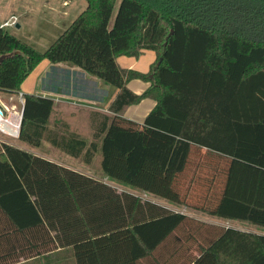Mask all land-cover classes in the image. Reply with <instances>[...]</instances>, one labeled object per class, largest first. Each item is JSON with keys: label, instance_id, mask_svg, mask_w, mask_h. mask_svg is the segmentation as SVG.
Returning a JSON list of instances; mask_svg holds the SVG:
<instances>
[{"label": "trees", "instance_id": "1", "mask_svg": "<svg viewBox=\"0 0 264 264\" xmlns=\"http://www.w3.org/2000/svg\"><path fill=\"white\" fill-rule=\"evenodd\" d=\"M86 1L44 52L0 27V93L20 94L45 59L116 88L91 139L50 126L53 99L23 97L18 140L99 174L0 142V213L71 247L76 264H264V234L141 195L264 228V0ZM145 51L157 54L148 72L119 66ZM134 80L150 86L137 94ZM147 99L143 123L124 117Z\"/></svg>", "mask_w": 264, "mask_h": 264}, {"label": "crops", "instance_id": "2", "mask_svg": "<svg viewBox=\"0 0 264 264\" xmlns=\"http://www.w3.org/2000/svg\"><path fill=\"white\" fill-rule=\"evenodd\" d=\"M68 5L69 4L67 3V1H63L62 6L63 8H66L65 11H63V15H64L63 17H67L70 14V12L67 11ZM17 27L18 28L21 27L20 23H18ZM147 52L150 51H145L144 54H146ZM139 58L136 59L135 57L128 58L126 56H121L118 58L117 61L119 66L123 69L139 71L137 70L138 68L136 67H140V69H142L140 72L146 73L144 68H145V63L147 61H143V62L133 61L135 59L138 60ZM43 64H44V68L42 69V72L39 74L40 79L44 77L45 71L49 67H52V63H47V61H44ZM64 64H68V63H60V64H55L53 66H57L54 67L55 69L57 68L59 69L61 67L68 68L65 70L69 71L70 70L69 66ZM73 68L74 69H71V71H76L78 73L82 72L84 74L83 80H79V81L75 80L74 77L72 76V81L75 83L73 88L67 87L66 85L67 83L64 84L65 82L63 78L64 77L63 75H65L64 72L63 74H60L55 78L52 77V82L55 81L54 82L55 86L50 88L48 91L40 88L37 91V93L34 95L51 98L54 100V110L50 118V126H56L57 124L60 125L62 123H66L70 127V130L79 137L84 139H91L94 128V123L92 121L93 113L96 111L108 113V107L111 104V102L114 100L118 91L116 89L115 90L108 89L105 85H103L105 86V89L109 90V93L108 96L105 94V97H101L100 79L95 76L84 73V71H81V69L78 67L74 66ZM59 81L63 82L65 87L63 86V84L62 86L64 88L57 87L56 83ZM24 83L22 84V89L25 88V91L27 92L31 91L29 90L28 86H23ZM149 86H150L149 83L140 80H134L129 83V87L134 92L139 94L143 93ZM21 94L26 95L21 92L20 94H18L19 99ZM12 106L15 107L16 105L13 104ZM154 106H155V101L151 99L144 100L139 105L131 106L130 108H128L124 117L139 123H143L146 116L150 113V111L154 108ZM140 107L142 108L138 109ZM13 110H17V108L15 107ZM239 112L241 111L239 110ZM239 124L234 125L233 130H235V128L240 126ZM241 128L242 127H239L238 133H235L237 135V139L239 140L241 139V131H240ZM259 128H261V131H259V133L257 131L256 134H260L261 139H264V128L263 127H259ZM256 136L259 137V135ZM19 147L31 151L34 154H37L48 160L76 169L77 171L91 174L84 171V169H77L71 166V164H69L71 161H75V162L78 161L62 153L60 150L51 147L50 145H44L41 148H35V147H30L26 144L23 145L19 141ZM118 187L119 189L126 188L122 185H119ZM134 192L139 194L138 191H134ZM228 221L232 222L234 225L223 226V227H233L244 231H253L264 234V228H259L257 226L249 225L247 223L236 220H228ZM208 223H212V222H208ZM51 235L53 236V234ZM0 264H76V261L73 256V250L71 247L55 248V244L52 241L50 234L47 233H45L42 236L39 233H37L36 230L20 231L19 227L14 225L12 221L3 212H1L0 213Z\"/></svg>", "mask_w": 264, "mask_h": 264}, {"label": "rangeland", "instance_id": "3", "mask_svg": "<svg viewBox=\"0 0 264 264\" xmlns=\"http://www.w3.org/2000/svg\"><path fill=\"white\" fill-rule=\"evenodd\" d=\"M63 1H67L68 8L67 11L70 12L69 16L63 17V11L66 8H63ZM87 1L86 0H0V23L8 20L12 15H16L19 18V23L21 27H7L4 31L14 35L16 38L20 39L22 42L27 43L32 46L34 49L44 52L74 21V19L86 8ZM128 57V56H126ZM150 57V59H149ZM153 57V58H152ZM129 58V57H128ZM157 58V54L154 51L147 52L144 55H141L138 60L133 61H147L145 63L144 70L146 72L149 71L151 65L155 62ZM127 59V58H126ZM44 61L50 63L47 59L43 60L30 74V76L24 81L23 86H28L29 90L25 91V88L22 89V93L27 95H34L41 88L43 90L48 91L50 88L55 86V81L52 82V77L55 78L60 74H64V84L67 87H74L75 83L72 81V76L75 80H83L84 74L82 72L71 71L74 69L72 64H64L68 65L70 70L67 71L65 69L68 68H57L55 69L52 64V67H49L45 73L43 78H39V74L42 72L44 68ZM137 70L141 71L140 67ZM55 70V71H54ZM81 71H83L81 69ZM84 73H86L84 71ZM88 74V73H87ZM82 75V76H81ZM68 81V82H67ZM58 88H64L65 85L63 82L59 81L56 83ZM63 84V86H62ZM105 85L108 89L115 90L111 85H108L100 80V96L105 97V94L108 96L109 90L105 89ZM104 87V88H103ZM136 93V92H135ZM139 94V93H137ZM24 97V96H23ZM23 99V98H22ZM0 100L7 105H17L19 109L20 99L18 95H12L7 93H0ZM144 107V106H142ZM142 107L138 108L141 109ZM15 108V107H14ZM145 118V117H144ZM0 140L2 142L9 143L13 146L19 147L18 137H12L7 134H0ZM23 144V143H21ZM25 145V144H23ZM69 162V161H68ZM69 164L77 169H84V171L88 173H97L96 169L87 168L85 165H82L78 162L71 161ZM134 191H139L137 189H132ZM144 197L153 199L156 202L163 203L168 205V207L172 208L173 211L182 212L186 215L194 217L196 219H201L207 222H212L217 224L218 226H231L234 225L232 222L228 220L219 219L217 217H213L211 215L195 211L189 209L185 206L169 203L168 201L155 198L151 195L141 194ZM250 227V226H249Z\"/></svg>", "mask_w": 264, "mask_h": 264}, {"label": "built area", "instance_id": "4", "mask_svg": "<svg viewBox=\"0 0 264 264\" xmlns=\"http://www.w3.org/2000/svg\"><path fill=\"white\" fill-rule=\"evenodd\" d=\"M19 23V18L15 15L11 16L8 20L4 21L3 23H0V27L2 29H6L7 27H14L17 26ZM23 94L20 95V108H17V105L15 106L19 112V115H13V109L14 107L12 105H4L0 101V134H7L12 137L17 138L18 132L20 130V120H21V112L22 107L24 104ZM14 116V120L12 121V117ZM18 118V119H17ZM0 142H2L0 140Z\"/></svg>", "mask_w": 264, "mask_h": 264}, {"label": "water", "instance_id": "5", "mask_svg": "<svg viewBox=\"0 0 264 264\" xmlns=\"http://www.w3.org/2000/svg\"><path fill=\"white\" fill-rule=\"evenodd\" d=\"M4 57H2L0 60H2ZM23 115H24V104H23V107H22V112H21V120H20V129H21V124H22V121H23ZM20 136V130L18 132V137Z\"/></svg>", "mask_w": 264, "mask_h": 264}, {"label": "bare ground", "instance_id": "6", "mask_svg": "<svg viewBox=\"0 0 264 264\" xmlns=\"http://www.w3.org/2000/svg\"><path fill=\"white\" fill-rule=\"evenodd\" d=\"M1 101V100H0ZM1 103H3L4 105H6L7 106V104L6 103H4V102H2L1 101ZM13 112V115H19V112H18V110H12ZM18 119V118H17ZM14 120V116L12 117V121Z\"/></svg>", "mask_w": 264, "mask_h": 264}]
</instances>
